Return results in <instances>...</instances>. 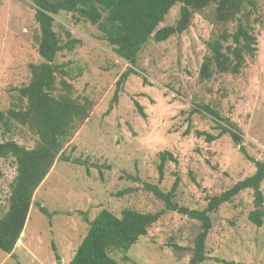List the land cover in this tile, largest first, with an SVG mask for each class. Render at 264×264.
<instances>
[{"label":"rangeland","instance_id":"obj_1","mask_svg":"<svg viewBox=\"0 0 264 264\" xmlns=\"http://www.w3.org/2000/svg\"><path fill=\"white\" fill-rule=\"evenodd\" d=\"M32 6L30 0H1V111L17 103V88L30 80V64L41 61ZM179 8L180 3L175 4L159 27L174 24ZM243 10L257 39L255 55H245L239 73L214 71L207 79L199 76L203 57L209 54L206 42L222 29L233 31L237 24L236 20L216 22L212 5L193 12L182 33L161 42L149 39L134 66L117 55L96 25L71 13L55 16L54 29L62 40L59 23L80 40L72 50L59 51L55 62L66 64L65 79L73 95L92 103L89 116L63 147L64 155L80 163L54 162L34 192L21 243L12 255L0 250V264H68L89 226L83 214L91 220L101 208L120 215L124 208L155 212L164 206L143 183L168 191L177 178L173 201L203 209L209 197L255 171V163L230 135L221 133L218 124H225L197 106L207 105L229 119L247 154L264 161V0H244ZM128 67L135 72L128 73L114 101L116 80ZM135 100L146 118L137 112ZM11 125L4 131L0 124V142L14 139L34 147V134L14 122ZM205 134L215 138L208 141ZM164 150L176 160L165 162L159 180V152ZM15 173L14 159L0 158V217L8 208ZM261 191L264 199V180ZM252 209V189H244L210 214L212 226L202 264H223L216 258L264 264V220L261 226L251 223L247 215ZM199 227L196 219L166 211L128 250V261L121 260L122 253L111 255L119 264H188Z\"/></svg>","mask_w":264,"mask_h":264},{"label":"trees","instance_id":"obj_2","mask_svg":"<svg viewBox=\"0 0 264 264\" xmlns=\"http://www.w3.org/2000/svg\"><path fill=\"white\" fill-rule=\"evenodd\" d=\"M33 3L34 18L38 23L37 52L39 63L30 64L31 77L27 84L17 88V103L6 111L0 110V124L9 131L14 122L26 127L37 137L32 148L19 144L14 139L0 142V158L12 157L16 173L9 184L8 208L0 217V250L13 254L15 245L24 229L29 208L35 190L49 173L56 160L80 163L76 158L64 155L63 147L77 131L81 123L89 116L91 101L84 97L78 99L72 93V85L65 79L68 76L66 64L55 62L61 50H72L79 39L62 24L65 40L54 29V18L61 13H71L91 25H96L101 36L113 46L117 55L132 66L135 65L141 47L153 37L154 42L167 40L174 34H180L188 28L193 12L208 6H214V19L218 23L236 20V28L229 32L222 29L216 37L206 42L209 54L203 57L199 69L202 79L210 78L214 71L237 74L245 62V55L253 57L256 53L257 39L247 21L248 13L243 10L244 0H30ZM180 3L179 18L174 24L159 27L169 10ZM254 4V2H251ZM1 4V0H0ZM246 22H243V20ZM131 67L124 70L115 83L114 101ZM60 84V86H58ZM141 117L146 118L142 106L134 101ZM212 117L220 120L221 133H228L239 150L251 159L255 171L231 187L208 198L203 209L180 206L173 201L178 184L176 178L168 191H162L157 184L143 183L145 189L163 201L164 206L155 211H138L124 208L120 215L101 208L93 219L83 214L89 224L68 264H119L111 255L119 252L122 261H128V250L148 228L166 211H177L200 222V227L190 248L188 264H202L206 259V238L211 229L210 214L219 205L229 202L244 189H252L254 209L248 212V219L256 226L264 220L263 194L261 182L264 180V161L249 156L242 144V137L234 124L227 118H221L216 110L207 105H197ZM198 136L201 131H195ZM208 141L215 137L205 134ZM159 180L163 176V167L167 160L176 159L169 151L159 152ZM41 212L50 216L46 208ZM175 249H182L171 244ZM223 264H237L232 260L216 258Z\"/></svg>","mask_w":264,"mask_h":264},{"label":"crops","instance_id":"obj_3","mask_svg":"<svg viewBox=\"0 0 264 264\" xmlns=\"http://www.w3.org/2000/svg\"><path fill=\"white\" fill-rule=\"evenodd\" d=\"M24 230V229H23ZM22 235H23V231H22V233H21V235H20V238L18 239V240H21V237H22ZM18 244V241H17V243H16V245ZM20 244V243H19Z\"/></svg>","mask_w":264,"mask_h":264},{"label":"bare ground","instance_id":"obj_4","mask_svg":"<svg viewBox=\"0 0 264 264\" xmlns=\"http://www.w3.org/2000/svg\"><path fill=\"white\" fill-rule=\"evenodd\" d=\"M21 243V240H18V244Z\"/></svg>","mask_w":264,"mask_h":264},{"label":"water","instance_id":"obj_5","mask_svg":"<svg viewBox=\"0 0 264 264\" xmlns=\"http://www.w3.org/2000/svg\"><path fill=\"white\" fill-rule=\"evenodd\" d=\"M150 39H153V37H151ZM262 207H263V205H262Z\"/></svg>","mask_w":264,"mask_h":264}]
</instances>
